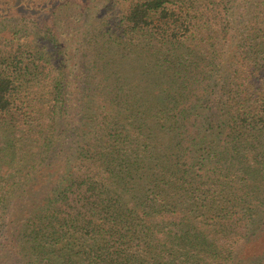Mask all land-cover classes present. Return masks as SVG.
Segmentation results:
<instances>
[{
	"label": "trees",
	"instance_id": "obj_1",
	"mask_svg": "<svg viewBox=\"0 0 264 264\" xmlns=\"http://www.w3.org/2000/svg\"><path fill=\"white\" fill-rule=\"evenodd\" d=\"M0 264H264V0H0Z\"/></svg>",
	"mask_w": 264,
	"mask_h": 264
},
{
	"label": "rangeland",
	"instance_id": "obj_2",
	"mask_svg": "<svg viewBox=\"0 0 264 264\" xmlns=\"http://www.w3.org/2000/svg\"><path fill=\"white\" fill-rule=\"evenodd\" d=\"M1 48H5V49H7V50H8V48H6V47H3V45H2V44H0V49H1Z\"/></svg>",
	"mask_w": 264,
	"mask_h": 264
}]
</instances>
